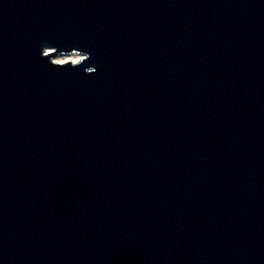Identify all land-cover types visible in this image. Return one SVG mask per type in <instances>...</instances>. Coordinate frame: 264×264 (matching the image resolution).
Instances as JSON below:
<instances>
[{
	"label": "water",
	"instance_id": "obj_1",
	"mask_svg": "<svg viewBox=\"0 0 264 264\" xmlns=\"http://www.w3.org/2000/svg\"><path fill=\"white\" fill-rule=\"evenodd\" d=\"M0 264H264V0H0Z\"/></svg>",
	"mask_w": 264,
	"mask_h": 264
},
{
	"label": "bare ground",
	"instance_id": "obj_2",
	"mask_svg": "<svg viewBox=\"0 0 264 264\" xmlns=\"http://www.w3.org/2000/svg\"><path fill=\"white\" fill-rule=\"evenodd\" d=\"M56 58V59H55ZM78 56L75 55H70V56H55L53 57V61L57 62V63H64L67 61H71V62H76L78 60Z\"/></svg>",
	"mask_w": 264,
	"mask_h": 264
},
{
	"label": "rangeland",
	"instance_id": "obj_3",
	"mask_svg": "<svg viewBox=\"0 0 264 264\" xmlns=\"http://www.w3.org/2000/svg\"><path fill=\"white\" fill-rule=\"evenodd\" d=\"M56 59V58H55Z\"/></svg>",
	"mask_w": 264,
	"mask_h": 264
}]
</instances>
